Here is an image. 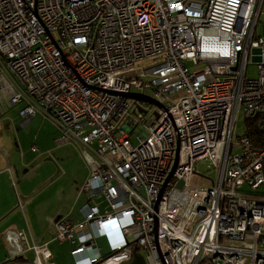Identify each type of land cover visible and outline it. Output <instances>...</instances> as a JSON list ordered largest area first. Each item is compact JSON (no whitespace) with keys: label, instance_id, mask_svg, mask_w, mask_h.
<instances>
[{"label":"built area","instance_id":"2783aa9c","mask_svg":"<svg viewBox=\"0 0 264 264\" xmlns=\"http://www.w3.org/2000/svg\"><path fill=\"white\" fill-rule=\"evenodd\" d=\"M263 6L0 0L10 105L26 121L40 113L52 122L57 146L86 150L80 219L56 225L73 264H121L135 249L146 264H264ZM129 94L152 95L164 110ZM240 118L256 122L258 143L244 124L236 132ZM23 237L5 236L15 257ZM36 253L39 264L50 257Z\"/></svg>","mask_w":264,"mask_h":264},{"label":"crops","instance_id":"0c3cea01","mask_svg":"<svg viewBox=\"0 0 264 264\" xmlns=\"http://www.w3.org/2000/svg\"><path fill=\"white\" fill-rule=\"evenodd\" d=\"M15 92L14 80L7 73L5 75L0 73V264H39L36 252L40 250H45L50 255L48 260H41L42 264H55L54 253L56 254L54 261L58 259L57 264H62L61 256L54 251L56 242L60 241L57 239L56 225L60 220L68 218L75 222L79 221L77 210L84 200L78 193L74 197L72 190L68 188L58 190L60 197H56V190H53L51 196H45L47 190L53 187L50 185L64 175V170L61 171L59 166L55 168L54 164L56 162L60 164L59 159L62 160L64 157L62 148L67 147L55 144L57 129L40 113L29 121L19 118L17 126L13 121L11 124L7 114L16 108L9 103ZM4 98L6 100H3ZM3 101L5 104L8 103V106L3 105ZM17 107L21 109V106ZM37 118H40L42 125L39 124L37 128L35 127L36 131H33L31 124ZM23 133H26L25 138ZM12 135L14 144L9 141ZM15 138L18 141L17 145ZM11 145H15V149ZM46 162L54 164L45 165ZM20 166L21 169H18ZM59 198L70 208L64 218L60 217L63 207ZM10 231L24 236L23 242H26L23 244V253L19 255L23 258L20 263L13 262L16 257L5 241V236ZM29 251H33L34 257L31 253L26 254Z\"/></svg>","mask_w":264,"mask_h":264},{"label":"rangeland","instance_id":"374dc122","mask_svg":"<svg viewBox=\"0 0 264 264\" xmlns=\"http://www.w3.org/2000/svg\"><path fill=\"white\" fill-rule=\"evenodd\" d=\"M261 17L264 18V6H263L262 16ZM257 35L258 36H264L263 27H261L258 30ZM151 64H153L152 60H146L144 62H141L138 67L147 68ZM247 77L249 79H256L258 77V70H257L255 65H249L248 66ZM149 97H152V95H150ZM3 100H6V98H4ZM159 100L161 102H163L162 98H159ZM3 105H7L8 106V103L5 104V101H3ZM144 107L147 108L148 105H144ZM18 110H19V107L13 108L7 114L9 119L11 120V124H12V121H13V123L16 126L19 125V118H21L18 115ZM39 124L42 125L40 118L35 119V122L31 124V127L34 128L33 131H36L35 127L37 128L39 126ZM243 124H244L243 123V119L240 118L238 123H237L236 132H240L242 130ZM46 125L49 126L50 124L46 123ZM57 133L59 135L58 130H57ZM41 134H43V133H41ZM58 135H57V137H58ZM25 136H26V133H23V138H25ZM12 137H13V135L10 136V138H9L10 143H12ZM43 138H44V136H43ZM15 139H16V145H17L18 144L17 138H15ZM25 140H27V139H25ZM131 142H132L133 145H137L138 141H137V138H136L135 135L132 136ZM12 144H14V143H12ZM14 146L11 145V147L15 149ZM62 146L67 147V148H62L63 149L62 154H63L64 157H62V160L59 159L60 164H58L57 162H56L57 165H55L56 163L54 164L52 162H49V163L46 162L45 163V165L46 164H50V163L54 164L55 168L57 166H59L61 171L64 170V175H61L57 180H55L50 185V187L51 186H53V187L50 188L49 190H47V192L45 193L46 197L51 196L53 194V192H54L53 190H56V197H58V196L60 197V195L58 194V190L60 188L71 189L72 192H73V196L74 195L77 196V193H79L80 187L84 184V182H85V180H86V178L88 176V173H89L88 167H87L88 165H87V163L85 161V158H86V155H87L86 154V150H84L79 145H74L72 147V146L67 144V145H62ZM208 165H209V162H207V161L204 164L199 165L197 167L198 173L201 174V175H207V172H208L207 166ZM18 169H21V166L18 167ZM48 169L51 170V171L53 170L52 168H48ZM209 174L211 176H213V177L215 176L214 172L209 171ZM13 192H14V190H13ZM258 193H259V195L264 196V186H262L258 190ZM13 195H14V193H13ZM14 197H15V195H14ZM82 197H83V200H84V202L82 200V202H83L82 204H84L86 202V199H85L84 195H82ZM59 202L61 203V205L63 207L61 209L62 210V213H61L62 215H60V217L64 218L66 216V214L69 213L70 208L67 206V203H65L64 201L62 202L60 200V198H59ZM95 202H96V204H98V206L100 207L101 210H103L105 208V204H104L103 201L98 200V201H95ZM73 204H74V200H73L72 205ZM101 247L104 248L103 243H101ZM71 249H72V246L66 241L65 242H62V241H57L56 242V248H54V251L57 252L61 256L60 261H62V264H73L72 263V259L70 258V255H69V252H70ZM103 251H105V248L103 249ZM30 253L34 257L33 251L26 252V254H30ZM55 256H56V254L54 253V255H53L54 259H56ZM54 259H53V263L57 264L59 262L58 259L56 261H54ZM31 264H33V263H31Z\"/></svg>","mask_w":264,"mask_h":264},{"label":"water","instance_id":"95a60500","mask_svg":"<svg viewBox=\"0 0 264 264\" xmlns=\"http://www.w3.org/2000/svg\"><path fill=\"white\" fill-rule=\"evenodd\" d=\"M126 98L137 101V102H142V103H147L153 106L158 107L161 110H164V107L158 103L157 101L149 98V97H145V96H140V95H136V94H129L126 96ZM140 111H142L141 109H139ZM182 184H179V187H181ZM121 264H146L144 258L142 257L141 254H139L137 252V250L135 249L133 252V256L129 261L123 262Z\"/></svg>","mask_w":264,"mask_h":264},{"label":"trees","instance_id":"16d2710c","mask_svg":"<svg viewBox=\"0 0 264 264\" xmlns=\"http://www.w3.org/2000/svg\"><path fill=\"white\" fill-rule=\"evenodd\" d=\"M244 126L246 128V134L249 136V138L255 142L258 143V139H260L261 134H259V131L257 130L256 127V122L252 120H248L244 123ZM242 131H244L242 129ZM22 256L16 257L13 262L20 263L19 261L22 260Z\"/></svg>","mask_w":264,"mask_h":264}]
</instances>
